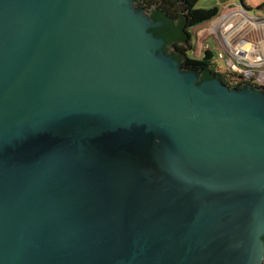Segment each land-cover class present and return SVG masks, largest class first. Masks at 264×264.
Here are the masks:
<instances>
[{
	"label": "water",
	"instance_id": "water-1",
	"mask_svg": "<svg viewBox=\"0 0 264 264\" xmlns=\"http://www.w3.org/2000/svg\"><path fill=\"white\" fill-rule=\"evenodd\" d=\"M134 0H0V264H264V89L165 54Z\"/></svg>",
	"mask_w": 264,
	"mask_h": 264
},
{
	"label": "built area",
	"instance_id": "built-area-1",
	"mask_svg": "<svg viewBox=\"0 0 264 264\" xmlns=\"http://www.w3.org/2000/svg\"><path fill=\"white\" fill-rule=\"evenodd\" d=\"M216 16L207 41L201 43L203 55L211 51V60H222L223 70L239 76L244 84L264 87V15L249 14L240 2H228ZM201 54L197 51V56Z\"/></svg>",
	"mask_w": 264,
	"mask_h": 264
},
{
	"label": "flooded vegetation",
	"instance_id": "flooded-vegetation-1",
	"mask_svg": "<svg viewBox=\"0 0 264 264\" xmlns=\"http://www.w3.org/2000/svg\"><path fill=\"white\" fill-rule=\"evenodd\" d=\"M163 2L164 0H134V5L142 9L150 20L159 22V25L151 28L150 31L156 37L162 38V51L171 55L179 63L183 56L193 57L195 55V43L199 40L195 28L188 29L180 22L185 14L186 6L191 5L195 8L198 2L196 0H168V3H175L176 8L174 9L163 6ZM170 19L174 21L173 26L168 24Z\"/></svg>",
	"mask_w": 264,
	"mask_h": 264
},
{
	"label": "trees",
	"instance_id": "trees-1",
	"mask_svg": "<svg viewBox=\"0 0 264 264\" xmlns=\"http://www.w3.org/2000/svg\"><path fill=\"white\" fill-rule=\"evenodd\" d=\"M239 1L248 10L251 8L250 6L245 5L244 0ZM196 2H198V0H196ZM162 5L172 9L176 8L175 3H168V0H164ZM257 8H264V1L259 6H257ZM220 9L221 6L217 4L205 8L198 6L194 8L191 7V5H189L188 7L186 6L185 14L181 17L180 23H182V25H185L188 29L193 28L215 17L219 13ZM168 24L173 26L174 21L170 19L168 20ZM211 56L212 53L209 50H206L204 55L201 57L195 55L193 57H190L185 55L180 60L179 65L184 70H191L200 74V77L202 79L216 77L228 87L240 88L244 85V81H242L239 76H236L235 74L227 70H222L221 68H219L218 65L213 60H211ZM262 89H264V87H262Z\"/></svg>",
	"mask_w": 264,
	"mask_h": 264
},
{
	"label": "rangeland",
	"instance_id": "rangeland-1",
	"mask_svg": "<svg viewBox=\"0 0 264 264\" xmlns=\"http://www.w3.org/2000/svg\"><path fill=\"white\" fill-rule=\"evenodd\" d=\"M245 3L250 6L251 8L248 10L249 14H261V15H264V9H258L257 6H259L264 0H244ZM228 2H239V0H199L198 3H197V6L198 7H210L212 5H220L221 8L223 5H225L226 3ZM217 17V16H216ZM216 17H213L212 19L206 21V22H203L197 26H195V31H197L199 33V40H197V42L195 43L196 44V51H195V56H197V51L199 53H202L200 55L203 56V51H202V44L201 43H205L207 40L206 38L208 37L209 35V32H210V26H211V22L215 21ZM210 42V41H209ZM194 44V46H195ZM216 64L218 65L219 68H221L223 70L224 68V63L222 62V60H219L218 57H215L214 58Z\"/></svg>",
	"mask_w": 264,
	"mask_h": 264
},
{
	"label": "crops",
	"instance_id": "crops-1",
	"mask_svg": "<svg viewBox=\"0 0 264 264\" xmlns=\"http://www.w3.org/2000/svg\"><path fill=\"white\" fill-rule=\"evenodd\" d=\"M239 2H240V1H239ZM244 3H245V1H244ZM245 5H247V4L245 3ZM247 6H248V5H247ZM260 9H264V8H260ZM256 15H258V16H259V15H261V14H256Z\"/></svg>",
	"mask_w": 264,
	"mask_h": 264
}]
</instances>
